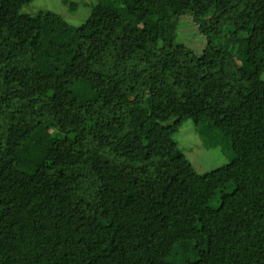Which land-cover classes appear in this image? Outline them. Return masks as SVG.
Here are the masks:
<instances>
[{
    "label": "trees",
    "instance_id": "16d2710c",
    "mask_svg": "<svg viewBox=\"0 0 264 264\" xmlns=\"http://www.w3.org/2000/svg\"><path fill=\"white\" fill-rule=\"evenodd\" d=\"M32 1L0 0V264H264V0Z\"/></svg>",
    "mask_w": 264,
    "mask_h": 264
},
{
    "label": "rangeland",
    "instance_id": "374dc122",
    "mask_svg": "<svg viewBox=\"0 0 264 264\" xmlns=\"http://www.w3.org/2000/svg\"><path fill=\"white\" fill-rule=\"evenodd\" d=\"M99 0H33L24 6L23 11L37 13L41 10H50L62 14L70 23L79 25L83 23L91 12V8ZM75 4L72 10L71 4ZM178 40L185 43L195 52L201 53L206 45V36L202 34L197 25L189 16L181 17ZM175 139L199 172H207L228 163L232 154L228 149L222 150V144L212 146L213 139L202 135L195 128L192 120L183 122L175 134ZM222 145V146H221Z\"/></svg>",
    "mask_w": 264,
    "mask_h": 264
}]
</instances>
